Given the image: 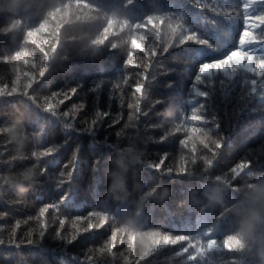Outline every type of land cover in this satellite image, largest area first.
<instances>
[{
	"label": "trees",
	"instance_id": "1",
	"mask_svg": "<svg viewBox=\"0 0 264 264\" xmlns=\"http://www.w3.org/2000/svg\"><path fill=\"white\" fill-rule=\"evenodd\" d=\"M245 3L0 0V264H261L264 76L241 69L195 83L202 64L238 48ZM247 15H264V2ZM150 20L158 26L145 31ZM255 41L242 50L264 59V27ZM142 43L157 55L137 114L127 105L140 97L130 85L142 68L126 66L133 49L148 58ZM133 62L143 64L142 54ZM57 92L53 114L44 105ZM193 109L217 141L203 147L197 138L195 151L193 141L179 144ZM161 159L162 171L153 170ZM27 167L34 176L25 193L3 183ZM213 191L220 203L209 201ZM45 205L56 209L41 218ZM87 215L105 226L83 233L88 221L77 219ZM155 233L188 236L204 250L188 261L177 255L185 242L141 260ZM110 235L111 253L103 247Z\"/></svg>",
	"mask_w": 264,
	"mask_h": 264
},
{
	"label": "snow or ice",
	"instance_id": "2",
	"mask_svg": "<svg viewBox=\"0 0 264 264\" xmlns=\"http://www.w3.org/2000/svg\"><path fill=\"white\" fill-rule=\"evenodd\" d=\"M255 2H257V0H246V3L243 6V11L245 13V15H244V29L242 30V32L240 33V36H239L238 48L236 50L231 51L228 55H226L223 59H221L219 61L202 64L199 67L198 74L195 77V83H197V84L200 83L201 78L203 76L211 75V74L217 73V72L235 73L237 70H241V69L252 74L255 77L264 76V59L257 60L252 54L242 50V49H244V47L246 45H249V44L256 42L255 41L256 29L264 27V15H258V16L247 15L249 6ZM261 2H264V0H261ZM157 26H158L157 21L150 20L145 25L144 30L146 31V29L148 27L157 28ZM161 26H162V22L160 23L159 27H161ZM191 40H193V37L191 35H189L187 37V39L183 41V43H187L188 41H191ZM142 47L145 49V51H148V58L145 59L143 51H140L138 49H133L132 59L128 61V64L126 66V68L132 67V68H135L137 70H140L142 68V71H138L139 78L136 79L130 85V90H131L132 94L134 96L136 94H140V97L137 98L135 104L128 103V105H127V107L129 109H134L135 113H137V114L141 113L140 98H142L145 95L144 85H145L146 79H147L146 74L150 68V65H151V62H152L154 56L157 55V50L155 52H152L151 50L148 49L147 44L142 43ZM134 53L142 54L143 64L133 62ZM123 79L126 83L128 82L127 76L123 77ZM97 87H99V85ZM137 89H139V93L137 92ZM193 90L195 91V88ZM70 93L72 95H75L76 90L70 89ZM59 94H60L59 92L53 93L52 97L49 98L48 102L44 105L46 110L51 111L53 114H57V113L53 110L55 105L51 101L54 100L56 98V96ZM196 94L202 95L199 92H197ZM64 95H65V99L70 98V96L67 92H65ZM58 103L63 104V103H65V100L62 99V100L58 101ZM137 105H139V107H137ZM63 115L65 117H67L69 115V113L64 112ZM104 115L106 116L107 113H104ZM128 119H129V121H131L133 119V117L131 115H129ZM187 120L192 122V124L183 129V131L186 133V136H185V138H182L179 140V144L181 146L187 148L189 146V142L193 141L192 151H195L196 145H195L194 141L197 138H199V142L203 145V147L204 146L210 147L209 141H211L212 144L217 143V141L212 140L210 135L206 131H204L203 128H201L199 126L203 121H202V118L198 115V109H193L191 111V114L187 117ZM98 123H99V121L93 119L92 127L88 129V132L93 131L95 129V126ZM177 131H179V129ZM219 147L220 148L222 147L221 143L219 144ZM53 153H54V149L50 147L47 149V152L43 153V155L51 156ZM183 159L184 158L181 157V160H183ZM161 161H163V163H161ZM163 164H164V159H161L158 163H156L155 165L152 166L153 170L162 171ZM67 167H68V165L65 166V168H67ZM67 175L71 176L72 171H69L67 173ZM50 209H56V206H54V205L42 206L39 209V216L41 218H43L46 213H49ZM81 219H86L88 221L87 227L83 229V233H88L92 230L99 231L101 228H103L105 226V225L100 226L98 224L94 225L92 223V220H91V215H87L86 217H80L77 220H81ZM75 222L76 221H74V223ZM59 223L61 225H63L65 223L64 219H61L59 221ZM89 224H91V227L88 226ZM41 227H43V225H41ZM154 235H155V239L153 240L152 248L148 252H146L142 257H140L141 260H143L145 257H147L151 254H154L156 251H159L165 247H169V246L175 247V246L182 244V243H185V242H186V245L184 247H182L181 249H179L177 255L188 254L187 255L188 261H196L198 258V254H201L204 250L203 245H201V247L196 246V243H200L199 240H197L196 243H193L192 242L193 240L190 237L185 236V235L172 236V235H165V234H161V233H155ZM204 235L209 236L210 233H205ZM77 238H78L77 235H73L71 237V239L68 240V242H73ZM116 240H117V237H113L112 235H110L107 238L103 247L105 249H107V251L109 253H111L113 251V248L115 247ZM208 240H207V250L211 251V250H213V246L209 245ZM29 243H31V242H29ZM229 245H231V241H229ZM190 249H194V252L191 254L189 253Z\"/></svg>",
	"mask_w": 264,
	"mask_h": 264
},
{
	"label": "clouds",
	"instance_id": "3",
	"mask_svg": "<svg viewBox=\"0 0 264 264\" xmlns=\"http://www.w3.org/2000/svg\"><path fill=\"white\" fill-rule=\"evenodd\" d=\"M22 139L23 137L21 135L19 137V142L21 143V146H22ZM33 176H34V170L31 167H27L18 173V177H19L18 180L7 179L3 181V183L12 187L18 194H23L27 191L25 184L30 183L33 179ZM259 190L264 191V188H260ZM208 199L213 204H217L221 202L220 194L216 191H213L212 193H210L208 195ZM247 231H248V224L246 221H242L241 223V243H243V238H244V235L247 233ZM260 260H261V264H264V253L260 254Z\"/></svg>",
	"mask_w": 264,
	"mask_h": 264
}]
</instances>
